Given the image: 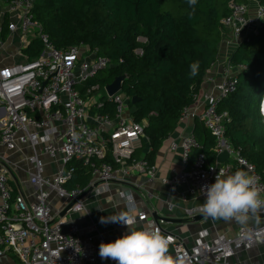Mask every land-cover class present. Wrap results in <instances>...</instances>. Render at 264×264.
<instances>
[{
    "label": "built area",
    "instance_id": "obj_1",
    "mask_svg": "<svg viewBox=\"0 0 264 264\" xmlns=\"http://www.w3.org/2000/svg\"><path fill=\"white\" fill-rule=\"evenodd\" d=\"M33 6L34 0L8 2V13L16 17L8 24L9 32H19L23 42L27 36L37 37L44 49L36 60L0 67V149L13 152L29 147L25 163L35 200L29 201L21 193L13 194L7 160L0 157L3 163L0 167V258L8 250L14 255L15 264H116L99 256V245L106 241L82 234L72 216L85 210L84 195L106 191L112 183L128 184L132 173L144 174L149 180L155 178L156 166L135 154L142 145L143 124L133 120L128 108L130 99L124 93L108 97L105 86L91 83L114 63L86 43L54 49L32 14ZM228 9L222 24L231 36L232 45L236 46L243 36L256 32L264 18V8L257 5L250 13L248 4L231 1ZM243 69L226 62L220 80L181 114L179 122L195 118L203 125L214 139L215 152L212 163L202 153L192 158L199 144L191 134L170 143V150H179L181 160L162 182L170 191L185 187V192L180 193L183 199L185 194L198 193L203 204L202 189L215 182L220 170L225 176L243 170L255 177L264 198V175L244 158L240 149L229 143L225 135L229 116L218 111L222 98L236 91L237 74ZM109 106L114 108L112 114L106 111ZM223 152L228 154L231 165L217 161ZM45 158L52 162L53 173L45 170ZM72 162H79L90 175L83 191L66 188L74 173ZM233 166L236 171L232 170ZM51 193L60 202L56 212L50 206ZM140 213L137 222L141 228H158L171 237L169 254L174 258L187 257L186 264H226L238 250L264 247V234L255 236L257 230L264 229V208L250 214L251 220L260 221L258 226L239 227L233 237L216 233L209 238L202 231L192 247H186L161 230L164 218L155 220L146 211ZM200 214L198 206L188 211L187 217L192 219ZM119 227L126 226L119 224ZM250 230L253 235L248 239ZM93 231L90 226L89 232Z\"/></svg>",
    "mask_w": 264,
    "mask_h": 264
},
{
    "label": "trees",
    "instance_id": "obj_2",
    "mask_svg": "<svg viewBox=\"0 0 264 264\" xmlns=\"http://www.w3.org/2000/svg\"><path fill=\"white\" fill-rule=\"evenodd\" d=\"M231 1L249 3L197 0L190 6L188 0H34L32 14L54 49L86 43L114 63L106 77L91 83H100L103 88L115 77L126 76L121 92L137 99L134 106L128 100V108L135 122H145L143 145H149V150L143 158L153 164L182 112L196 103L204 78L217 60L226 34L222 20L229 14ZM254 1L264 8V0ZM43 49L35 37L23 53L32 61ZM119 60L122 63L118 64ZM195 61L200 69L192 77L189 65ZM228 62L245 69L237 74L236 91L218 105V111L229 116L225 135L264 175V126L259 112L264 92V18L255 33L235 46ZM107 110L112 114L114 108ZM191 135L199 144L191 157L202 153L209 163L214 162V139L198 120ZM70 166L74 173L66 188L83 191L90 181L88 171L79 162Z\"/></svg>",
    "mask_w": 264,
    "mask_h": 264
},
{
    "label": "crops",
    "instance_id": "obj_3",
    "mask_svg": "<svg viewBox=\"0 0 264 264\" xmlns=\"http://www.w3.org/2000/svg\"><path fill=\"white\" fill-rule=\"evenodd\" d=\"M8 2L9 0H0V67L27 61L28 58L23 53V50L34 38L27 36L25 42H23L19 32H9L8 24L16 20V17L8 13ZM254 3L257 6L255 1ZM244 38L243 36L240 41ZM234 48L235 45L231 43V36L226 32L219 47L217 60L204 78L200 96L203 92L211 90L213 85L220 80L222 67L228 62V58ZM195 121V118L180 121L174 132L163 142L153 160V164L157 168V174L154 179L149 180L144 174L132 173L128 184L112 183L106 191L84 195L85 210L72 216L74 222L80 226L81 233L102 237L106 243H110L127 232V228L119 227L118 223H100L101 217H110L123 208L124 201L118 195L122 191L132 192L137 201L139 212L146 211L151 216L154 212L158 217L166 219L164 224L161 225V230L166 235L173 236L181 241L186 247H192L202 231H206L209 238H213L216 233L233 237L239 227L258 226L260 221L257 222L251 219L244 225L238 222L235 223L233 220L226 221L212 218L194 223L192 219L187 217V213L202 204L198 193L185 194L183 199L180 197V193L185 192V187H178L176 191H170L162 182L163 179L170 177V170L178 167L181 160L179 150H170V143L182 136L191 134ZM142 124L145 125V122ZM143 141L141 147L135 153L136 156L142 158L149 150V145H143ZM29 154V147H22L21 150L13 152H6L3 148L0 149V157L7 160L9 183L13 191L21 193L29 201H34V191L28 182V166L25 163V158ZM223 163L232 164L227 159ZM1 166H3V163L0 159ZM45 170L53 173L52 162L47 158H45ZM232 170L236 171L237 169L233 166ZM50 206L55 212L60 208V202L54 193L50 195ZM90 226H93V232H89ZM136 227L138 229L141 228L140 223L137 222ZM262 262H264V247L258 246L248 251H236L226 264H260ZM15 263L14 255L8 250L0 258V264Z\"/></svg>",
    "mask_w": 264,
    "mask_h": 264
},
{
    "label": "clouds",
    "instance_id": "obj_4",
    "mask_svg": "<svg viewBox=\"0 0 264 264\" xmlns=\"http://www.w3.org/2000/svg\"><path fill=\"white\" fill-rule=\"evenodd\" d=\"M197 0H188L194 6ZM190 75L195 77L199 73V61L189 65ZM260 114L264 117V97H260ZM255 177L245 171H236L225 176L220 170L215 182L205 185L202 189L205 201L200 205V211L212 219L235 220L239 224H247L250 214H256L264 208V198L257 186ZM124 201L123 208L112 216L100 218L101 224L118 223L126 226L127 232L114 242L101 243L99 256L101 259H111L116 264H186L187 257L174 258L169 254L171 237L165 236L158 228H137L139 212L137 201L131 191L120 193ZM264 229L255 232L259 238ZM250 230L247 238L251 239Z\"/></svg>",
    "mask_w": 264,
    "mask_h": 264
},
{
    "label": "water",
    "instance_id": "obj_5",
    "mask_svg": "<svg viewBox=\"0 0 264 264\" xmlns=\"http://www.w3.org/2000/svg\"><path fill=\"white\" fill-rule=\"evenodd\" d=\"M115 67V65H111L110 69H113ZM125 78L126 76L123 75V76H118V77H115L111 83H109L108 85H106L104 87V91L106 93V95L108 97H113L114 95H116L117 93L121 92L122 91V85L125 81ZM264 93V92H263ZM262 93V94H263ZM131 105H135L136 102H137V99L135 97L131 98L130 101ZM226 159H228V154L226 152H223L221 153L218 157H217V161L219 163H223ZM71 207V205H69L66 210H68L69 208ZM63 214V213H62ZM152 217L155 219V220H159L161 217H158L156 215V213H152ZM205 219H209V217H206L205 215L203 214H200V215H196L192 218V221L195 223V222H199V221H203ZM164 221H166V219H164Z\"/></svg>",
    "mask_w": 264,
    "mask_h": 264
},
{
    "label": "rangeland",
    "instance_id": "obj_6",
    "mask_svg": "<svg viewBox=\"0 0 264 264\" xmlns=\"http://www.w3.org/2000/svg\"><path fill=\"white\" fill-rule=\"evenodd\" d=\"M249 7H250V13H253V10H254V8H256V4L254 3V1L253 0H251L250 1V4H249ZM108 72H109V70H107V71H102L101 73H100V75H99V78L101 79V78H104V77H106L107 76V74H108ZM235 71H233V73H234ZM264 95V94H263ZM227 161H229V162H231V160L230 159H227Z\"/></svg>",
    "mask_w": 264,
    "mask_h": 264
}]
</instances>
